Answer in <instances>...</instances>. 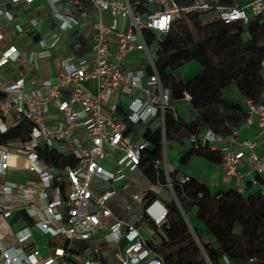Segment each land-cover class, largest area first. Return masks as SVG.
Returning <instances> with one entry per match:
<instances>
[{
    "label": "built area",
    "instance_id": "obj_1",
    "mask_svg": "<svg viewBox=\"0 0 264 264\" xmlns=\"http://www.w3.org/2000/svg\"><path fill=\"white\" fill-rule=\"evenodd\" d=\"M33 1L10 0L15 5ZM140 2L45 0L53 25L59 30L51 37L40 35L37 17L23 26L13 13L5 12L19 36L30 33L38 38L27 54L28 63L38 71L42 61L55 58L59 69L56 81L42 78L36 88L27 87L23 73L10 81L0 80V92L4 94L0 100V132L6 133L16 117L32 124L29 142L0 146V175H7L15 153L24 157L27 169L38 176L37 183L6 180L0 184V264H112L103 255L108 245L113 246L112 252L117 251L119 264H165L149 243L155 242L156 229L168 220L167 205L154 198L137 213L127 204L133 221L125 222L115 216L110 206L117 190L107 188L140 170L142 152L149 146L143 137L144 130L140 132L141 126L161 128L163 157L166 153L165 114L173 109L172 96L161 81L157 53H152L146 32L154 31L160 37L170 30L175 19L193 13L214 12V17L224 23L246 24L251 15L264 13V0H250L245 6L169 0L161 10L145 14L137 12ZM85 21L91 24L90 55L57 54L62 35L80 29ZM3 40L0 32V44ZM20 57L18 48L10 45L0 51V67ZM185 96L190 99L188 94ZM243 104L247 113L244 125L256 123L264 135V94L256 100L244 99ZM124 119L138 128L130 129ZM238 133L239 129H235L225 137L206 129L187 140L196 147L209 145L212 150H219L227 177H241L237 169L245 155L253 170L264 174V156L256 151L257 141L238 142L240 152H234L230 146L217 147L229 137L236 141ZM40 144L73 156L76 166H67L63 177L59 176L56 168L40 158ZM164 174V185L173 191L181 208L173 181ZM178 180L186 183L189 177ZM132 200L140 201V195L134 194ZM16 215H20L16 223L23 222L17 230L16 223H12ZM190 230L201 249L203 264H214L197 240V232L191 227ZM34 231L49 238V254L41 253ZM57 237L63 243L51 245V239ZM219 264L234 263L222 256Z\"/></svg>",
    "mask_w": 264,
    "mask_h": 264
},
{
    "label": "trees",
    "instance_id": "obj_2",
    "mask_svg": "<svg viewBox=\"0 0 264 264\" xmlns=\"http://www.w3.org/2000/svg\"><path fill=\"white\" fill-rule=\"evenodd\" d=\"M234 2L219 0V4L227 6ZM151 11L149 1L141 0L137 12ZM246 31L247 39L244 37ZM146 33L150 45L158 39L156 65L163 85L171 91L172 103L188 94L197 112L194 120L185 122L173 109H168L165 114L167 142L181 143L206 129L227 137L243 125L247 116L244 105L226 100L223 90L236 84L244 99L256 100L264 94V13L250 18L246 24L241 21L224 23L216 17L206 19V14L193 13L175 19L170 30L160 37L154 31ZM192 61L201 65V72L183 84L178 70ZM3 98L0 92V100ZM124 121L130 129L138 128ZM31 128L30 121L14 118L9 130L0 132V146L29 142ZM143 137L149 146L142 152L139 169L151 184L164 185L166 176L157 165L163 158L161 128L148 125ZM37 150L40 158L56 168L61 177L67 166L77 164L73 156L56 153L46 145L40 144ZM193 156H202L215 163L222 161L219 150H212L209 145H191L181 163L187 164ZM170 177L181 208L176 201L167 203L168 220L156 229L155 242L149 243L165 264H203L201 249L183 215L192 213L195 208L204 227L202 232L196 230L197 235L214 264H219L222 256H227L234 264H264L262 192L248 197L234 189L212 192L208 185L193 177L189 176L186 183H180L176 173H171ZM61 187L64 192V180ZM147 198L155 197L149 193ZM19 218L20 215H16L12 223ZM204 235H211L217 246L205 242ZM251 259L256 260L252 262Z\"/></svg>",
    "mask_w": 264,
    "mask_h": 264
},
{
    "label": "crops",
    "instance_id": "obj_3",
    "mask_svg": "<svg viewBox=\"0 0 264 264\" xmlns=\"http://www.w3.org/2000/svg\"><path fill=\"white\" fill-rule=\"evenodd\" d=\"M180 3L186 0H176ZM211 3H219V0H206ZM250 0H235L234 5L245 6ZM150 3V2H149ZM169 3V0H156L158 8L153 10H161L165 5ZM161 5V6H160ZM160 7V9H159ZM10 11L16 16L17 23L23 26L28 25V20L32 17H37L40 22L39 33L44 37H51L54 34L59 33L58 28L53 25L50 18V10L45 5V0H34L31 4L21 3L18 5L12 4L10 0H0V32L4 35V40L0 44V51L5 50L10 45H14L21 53V57L14 63H8L0 67V80L10 81L19 74L23 73L27 79L28 88L39 87L42 78H51L56 81V75L58 73V63L55 58L42 61L38 71L30 65L27 61V54L32 47H34L37 37L27 33L24 36H19L16 32L14 24L8 21L5 17V12ZM214 18V17H213ZM253 19L254 16L251 15ZM91 24L89 21H85L80 29L64 33L63 39L57 49V54L67 55L70 52L75 53L79 57H87L91 52V38L89 36ZM244 37L249 38L248 32H245ZM191 70V72H189ZM188 72H182L179 74L181 81L185 84L192 79L196 74L201 72L199 68L193 66L188 67ZM223 97L226 100L243 104L244 97L240 93L236 84H232L223 90ZM175 114L183 119L185 122H190L195 119L197 112L193 108L190 99L186 96L183 99L174 101L172 103ZM255 140L258 142L256 148L257 153L264 156V135L259 126L254 123L252 125H243L239 128L236 141H233L231 137L224 139L218 144V148L230 146L234 152H240L242 149L239 147L238 142L243 140ZM191 148V144L188 140H184L181 143L170 141L166 147V153L163 157L160 168L170 175L176 173V178L193 177L200 182L209 186L212 192L225 191L229 189L237 190L239 193L248 197L256 192H262L264 194V174H258L253 170V164L251 163L248 155H245L241 164L239 165L237 172L241 175L240 178L227 177L225 170L221 163H215L205 159L202 156H193L187 164H182L181 159ZM12 167L9 168L7 175H0V184L6 180L18 182V183H37L38 176L36 173L27 169L28 163L26 159L18 154H12ZM115 188L117 194L111 201L110 206L115 213V216L124 220L125 222H132V213L126 209L127 204H131L133 210L140 213L143 209V205L150 200L149 193L155 198L160 199L166 205L171 201H176L173 191L166 185L151 184L147 178L141 173V171L133 172L128 175V178L124 181L111 183L107 185V188ZM98 191V189H96ZM134 194H139L141 200L133 201ZM196 213V208L191 214ZM186 221H188V215H186ZM19 226L20 229L23 226V222H18L14 227ZM15 229V228H14ZM193 229V228H192ZM41 236V235H40ZM45 242L41 248V253L47 255L51 252L48 246V237H44ZM63 240L60 237L51 239L50 244H62ZM113 246H106L105 250L108 255L105 258L112 264H119L116 251H113ZM104 250V251H105ZM115 258L117 262L111 260Z\"/></svg>",
    "mask_w": 264,
    "mask_h": 264
},
{
    "label": "rangeland",
    "instance_id": "obj_4",
    "mask_svg": "<svg viewBox=\"0 0 264 264\" xmlns=\"http://www.w3.org/2000/svg\"><path fill=\"white\" fill-rule=\"evenodd\" d=\"M150 6H151L152 9H154V8H155V9L158 8L156 2H154V3H150ZM160 6H161V5H160ZM159 9H160V7H159ZM214 16H215V13H214V12H210V13L206 14V19H211V18H213ZM157 50H158V43H157V41H156V42L151 46V51H152L153 54H156V53H157ZM189 66H190V67L192 66V68H193V66H194L195 68H199L200 71H201V69H202L201 65H200L198 62L192 61V62H189L188 64L184 65L183 67H181V68L178 70L179 74L182 73V72H186V73L191 72V70H189V72H188V67H189ZM129 101H130V100L126 101V104H127ZM139 129H140V132H142V131L144 130V126H141ZM188 221H189V223H190V226H192V228L194 229V231H196V230H198L199 232H202V231H203L204 227H203L202 223L199 221V219H198L196 213H194V214H191V213L188 214ZM18 227H19V226L14 227L15 230H17ZM239 231H240V229L237 228V229H236V232H239ZM34 236H35V239H36V243H37L39 246H42V245L44 244V242H45L46 239L43 238L42 236H40L36 231H34ZM203 239H204L205 242H211V244H212L213 246H217L216 241L214 240V238H213L211 235H204ZM197 240H199L200 243H202L199 237L197 238ZM116 253H117V251H116ZM103 255H104V256H107V255H108V252H107L106 250L103 251ZM111 261L115 263V262H117V259L113 258Z\"/></svg>",
    "mask_w": 264,
    "mask_h": 264
},
{
    "label": "water",
    "instance_id": "obj_5",
    "mask_svg": "<svg viewBox=\"0 0 264 264\" xmlns=\"http://www.w3.org/2000/svg\"><path fill=\"white\" fill-rule=\"evenodd\" d=\"M150 3L154 2L155 0H148Z\"/></svg>",
    "mask_w": 264,
    "mask_h": 264
}]
</instances>
